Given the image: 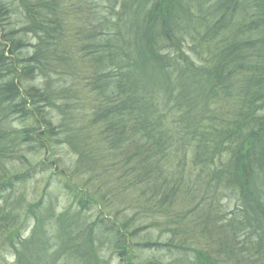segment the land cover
Here are the masks:
<instances>
[{
	"label": "trees",
	"instance_id": "16d2710c",
	"mask_svg": "<svg viewBox=\"0 0 264 264\" xmlns=\"http://www.w3.org/2000/svg\"><path fill=\"white\" fill-rule=\"evenodd\" d=\"M262 113L264 0H0V244L15 264H125L155 224L174 258L136 264H264ZM191 185L199 239L175 208Z\"/></svg>",
	"mask_w": 264,
	"mask_h": 264
},
{
	"label": "rangeland",
	"instance_id": "374dc122",
	"mask_svg": "<svg viewBox=\"0 0 264 264\" xmlns=\"http://www.w3.org/2000/svg\"><path fill=\"white\" fill-rule=\"evenodd\" d=\"M14 17H16V16H14ZM24 39L26 41L33 43V40L31 37H26ZM195 60H196V62L198 61L197 59H195ZM88 98L90 100H92L91 95H88ZM226 110H227V107L223 105L219 111H213V112H215L214 117L224 116L225 113L227 112ZM263 116H264V114L262 113L261 117H263ZM14 126L18 127L19 124L16 122V125H14ZM217 161H221V160L218 159ZM173 163L174 162L171 159L169 162V165L173 164ZM215 164H217V162H215ZM187 168H188V166L186 165V167H184V170ZM179 172L180 173L182 172L181 168H180ZM195 172L197 174H199L198 169H195ZM183 173L185 174L186 172L183 171ZM164 174H166V171L164 172ZM193 179L196 180L195 178H193ZM197 189H198V187H196L194 185H191L190 191H187L186 188L183 189V190H185L187 195H183V194L179 195V198H181L182 200L180 202L176 201L177 205L175 206V208H180L178 210V213H180L181 216L186 217L185 224L187 223L189 226L194 227V230L196 233L195 234L196 239H199L198 231L203 228V225H204L203 214L205 213V211L207 209H203L202 206L201 207L197 206V203L200 201V196L195 195ZM28 190L31 191L30 192V200L32 202H36L39 199L44 200L45 195H46V185H45L43 176L42 175H36V177L28 185ZM51 196H52V198H54L55 207L59 211L65 209L67 207L72 206V203L69 205L70 198L66 192H63V193L58 194V195H56V194L51 195ZM216 197H217V200L215 202H218L216 204V206H219V207L223 206L222 207L223 210L221 213L218 214V217L224 218L225 216H227L226 215L227 213H229L230 211H232L234 209V207L236 205V204H234L235 201L233 199L230 200V193H228V192H220L216 195ZM0 203H1V201H0ZM212 211H213V209H212ZM123 212L128 213V211H123ZM87 214L89 217H93L96 215V212L95 211H88ZM104 214H105V212H104ZM113 214L114 213L111 212V215H113ZM111 215H108L109 219L111 218L110 217ZM140 217L141 216H138V218L135 217L136 219H138V222L135 223L134 225H132V227L128 228V230L131 231L133 229V226H138V225L147 226L150 223H154V222L146 221L143 217H141V218ZM118 218H119V215H118ZM155 219H156L155 221L157 222V224L160 225V222L162 220H159L157 218H155ZM121 221H123V220H121ZM28 222L30 223V220L28 217L21 216L19 218V220L16 222H13L12 225H13V228L16 225H18L17 226L18 232H22V235L26 237L27 235H29L31 227H32V222L29 225V227L26 226ZM153 226L154 227L149 228V231L152 232L149 237L152 239V241H154L153 252L148 253L145 250V247L142 246L141 241L144 240V237L141 234H140V236L134 235V238L132 240L128 241L127 253H128L129 258L128 259L126 258L125 264H127V261H131L132 264H136L137 262L142 263L146 259H149V258L150 259L153 258L156 261L158 260L162 263H167V262L172 261L174 256L168 254L166 252V247H165V245L168 244L167 240L171 237L169 230H167L168 226H163L160 228H156L155 224H153ZM125 232H128V231L126 230ZM205 238H206V236H205ZM201 241H202L201 242L202 244L206 245L207 242L205 239H203V237H202ZM184 244H186L187 249L189 247H192V246H189V244H190L189 238H186V241ZM173 245H178V241L176 240V238L172 239L171 246L168 247L169 249H171L174 252ZM1 257L4 258L5 264H15L14 256H13L12 252L9 250L7 245L0 244V258ZM104 259H105L106 264H118V262H119L118 256L116 254H111L110 252L105 254ZM2 262H3V260H2ZM2 262H1V264H2Z\"/></svg>",
	"mask_w": 264,
	"mask_h": 264
}]
</instances>
